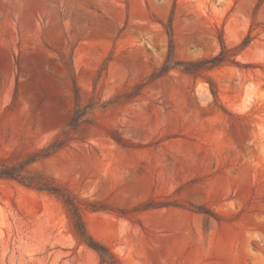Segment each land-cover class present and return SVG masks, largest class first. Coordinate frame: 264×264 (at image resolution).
<instances>
[{
    "label": "rangeland",
    "instance_id": "rangeland-1",
    "mask_svg": "<svg viewBox=\"0 0 264 264\" xmlns=\"http://www.w3.org/2000/svg\"><path fill=\"white\" fill-rule=\"evenodd\" d=\"M170 29L174 61L236 63L153 79ZM65 133L26 171L104 207L120 264H264V0H0V165ZM100 262L59 198L0 179V264Z\"/></svg>",
    "mask_w": 264,
    "mask_h": 264
},
{
    "label": "trees",
    "instance_id": "trees-1",
    "mask_svg": "<svg viewBox=\"0 0 264 264\" xmlns=\"http://www.w3.org/2000/svg\"><path fill=\"white\" fill-rule=\"evenodd\" d=\"M170 51L169 56L163 66L156 69L152 75L153 79L160 78L166 75L170 70L176 68H182L185 73L191 75H198L202 72L210 71L223 65L225 62L236 63L233 57L235 56L231 50H227L226 46L222 42V50L216 56L210 58H204L197 61H174V41L172 38V31L170 29ZM252 38L248 36L240 46V48H246ZM89 107L85 109H80L77 106L72 119L69 123V130L75 131L81 123L85 121L86 111ZM67 140V134H64L63 139H57L55 143L50 145L48 148L42 150L39 153H35L29 156L24 162L15 165L2 164L0 165V179L15 180L23 184L28 188L35 189L41 192H47L59 198L65 205L71 225L73 227L74 233L78 240L96 252L100 257V264H120L118 258L113 254V252L103 243L97 241L87 230L86 222L84 219V214L86 211H104V207H101L95 203H89L88 201L82 200L77 195H74L68 189L58 184L55 180L50 177L41 174H31L26 171V167L31 163L35 162L39 158L49 157L59 149H61ZM200 212L210 214L207 209H199Z\"/></svg>",
    "mask_w": 264,
    "mask_h": 264
}]
</instances>
